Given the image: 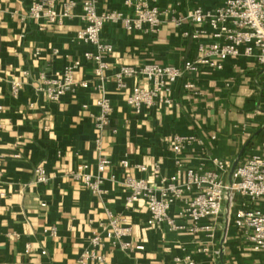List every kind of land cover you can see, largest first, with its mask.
I'll return each instance as SVG.
<instances>
[{
	"label": "crops",
	"instance_id": "crops-1",
	"mask_svg": "<svg viewBox=\"0 0 264 264\" xmlns=\"http://www.w3.org/2000/svg\"><path fill=\"white\" fill-rule=\"evenodd\" d=\"M32 1L0 0V264H75L94 232L103 239L97 251L104 260L90 264H181L175 259L187 255L198 263L264 264V252L254 250L231 222L244 201L239 196L225 202L215 220L198 223L212 226L211 237L208 231L188 230L190 222L179 215L181 201L168 211L175 224L183 226L178 230L166 223L149 225L144 198L125 203L129 194L125 176L143 178L157 188L163 177L175 173L177 159L182 169L200 162L210 166L211 156L226 160L230 170L240 153L238 162L257 152L264 140V65L253 57L228 58L221 70L202 69L190 77L196 92L184 89L185 77L179 78L171 87L170 104L144 107L138 114L126 101L132 80L126 89H118L113 81L123 65L181 67L195 58L199 43L213 41L210 28L188 20L176 26L172 18L186 16L196 5L211 8L223 0H157L163 14L153 34L106 23L100 37L113 50L104 55L103 79L95 76L93 62L82 61L74 78L88 85L58 101L37 90V81L41 73L60 71L85 50L94 51L76 39L83 26L82 0H76L72 17L61 23L29 18ZM62 1L55 0L56 9ZM126 1L96 0L97 12L131 15ZM184 30L190 35L183 36ZM14 80L21 82L17 96L11 93ZM100 85L113 108L102 131L93 121ZM176 136L193 139L175 152ZM99 159L108 161L102 172L97 169ZM122 159L127 166L120 165ZM81 163L87 164L92 178H102L99 192L71 176ZM40 164L48 174L45 183L33 182L34 168ZM155 166L157 176L152 174ZM224 179L229 180V171ZM111 217L124 219L131 227L127 239L143 250L123 252L111 245L105 238ZM201 245L209 254L196 251Z\"/></svg>",
	"mask_w": 264,
	"mask_h": 264
},
{
	"label": "built area",
	"instance_id": "built-area-1",
	"mask_svg": "<svg viewBox=\"0 0 264 264\" xmlns=\"http://www.w3.org/2000/svg\"><path fill=\"white\" fill-rule=\"evenodd\" d=\"M126 3L132 7L131 15L115 10L98 13L96 0L81 1L80 17L83 26L76 32V39L90 45L94 51L85 50L81 58L72 60L60 71L40 74L37 90L42 91L48 100L58 101L65 94L88 85L86 81H77L74 78V73L82 61L93 62L95 76L103 79V71L107 68L104 55L113 50L112 44L100 37L106 23H120L127 31L144 29L151 34L158 31L163 11L158 8L157 0H127ZM76 6V0H63L60 9H56L55 0H33L27 8V16L32 19L43 18L49 23H61L64 19L72 17ZM172 20L176 26H181L187 20L193 24H207L213 41L207 44L199 43L196 57L185 60L181 67L159 64L119 67L113 74V81L118 89H126L128 80H132L126 101L137 114L144 107L170 104L171 87L179 78L185 77L184 89L196 92V83L190 77L197 75L202 69L221 70L228 58L253 57L259 65H264V0H223L221 4L211 8L196 5L186 16L180 15L173 17ZM182 34L190 35L188 30H184ZM192 36L196 37L197 34L194 33ZM20 87V81H12L11 93L17 96ZM99 88L101 93L95 100L98 112L93 115V121L95 128L102 131L109 124L113 108L103 86L100 85ZM82 107L86 108L87 105L83 104ZM192 139V136H176L173 150L180 152L182 144ZM99 142L97 139V148ZM107 162L106 159L98 160L99 172L104 170ZM209 162L210 166L200 162L197 166L181 169V162L177 159L175 173L163 177L161 185L157 188L143 178L125 176L123 184L129 188L125 203L132 204L137 199L144 198L150 213L147 220L149 225L166 223L171 229L178 230L183 226L176 225L168 211L174 202L181 201L183 205L179 215L190 222L188 230L192 233L208 231V236L211 237L212 226L210 224L199 226L198 223L207 219L215 220L220 215L223 204L231 203L234 197L239 196L244 201L232 213L231 222L254 250L264 252V140L261 141L257 152L236 164L231 181L224 179V175L229 171L226 160L211 156ZM120 165L127 166V160H120ZM139 168L142 171L147 169L145 166ZM86 169L87 164L81 163L70 174L93 192H99L102 178L100 176L92 178ZM157 169L158 166L153 169L154 176H157ZM180 175L183 176L182 180ZM47 180L48 174L44 166L42 164L36 166L33 171V182L45 183ZM51 232L55 233V228H51ZM130 234L131 227L124 224V219L117 217L109 219L105 238L113 247H118L123 252L143 250L141 244H133L127 239ZM102 241L101 235L94 232L90 237L89 247L82 250L75 264L103 261L104 255L97 251L102 246ZM196 251L209 254L206 245L199 246ZM175 260L181 264H208L198 263L188 255Z\"/></svg>",
	"mask_w": 264,
	"mask_h": 264
},
{
	"label": "water",
	"instance_id": "water-1",
	"mask_svg": "<svg viewBox=\"0 0 264 264\" xmlns=\"http://www.w3.org/2000/svg\"><path fill=\"white\" fill-rule=\"evenodd\" d=\"M241 156V153L237 156L236 160L232 163L231 167H230V170H229V180L228 181H231V176H232V172L236 166V164L238 163V160Z\"/></svg>",
	"mask_w": 264,
	"mask_h": 264
}]
</instances>
